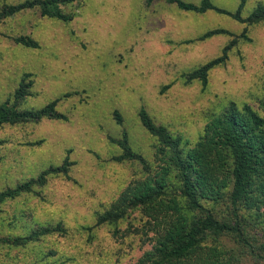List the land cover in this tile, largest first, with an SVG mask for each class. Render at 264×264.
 <instances>
[{
	"label": "rangeland",
	"instance_id": "rangeland-1",
	"mask_svg": "<svg viewBox=\"0 0 264 264\" xmlns=\"http://www.w3.org/2000/svg\"><path fill=\"white\" fill-rule=\"evenodd\" d=\"M19 1L0 0V6ZM144 1L75 0L64 6L72 15L68 21L33 9L0 22V102L28 72L33 86L21 107L38 109L60 98L57 110L69 118L0 127V190L59 164L67 150L73 162L67 176L50 177L38 194L0 205V228L5 233L24 234L40 221H61L67 230L26 248L0 247L16 255L18 264H133L152 250L156 231L167 222V202L157 205L159 221L137 208L116 223L95 225L97 214L141 171L137 163L111 160L119 149L107 136H119L121 129L113 120L114 110L124 116L133 149L149 160L154 140L139 124L140 107L179 135L186 147L203 134L210 116L231 101L262 113L264 23L248 27L250 40L239 41L230 50L226 62L210 71L202 89L197 81L187 82L184 74L217 56L231 37L187 40L217 27L238 34L244 25L225 14ZM212 1L230 11L238 3ZM258 1L264 2L247 0L244 15ZM19 35L31 36L39 46L15 43L11 37ZM38 140L42 142L29 144ZM43 255L46 261L40 262ZM197 258L182 262L194 264Z\"/></svg>",
	"mask_w": 264,
	"mask_h": 264
},
{
	"label": "trees",
	"instance_id": "trees-1",
	"mask_svg": "<svg viewBox=\"0 0 264 264\" xmlns=\"http://www.w3.org/2000/svg\"><path fill=\"white\" fill-rule=\"evenodd\" d=\"M74 1L22 0L5 3L0 6V22L33 9L40 15L68 21L72 15L65 12L64 6ZM155 1L159 0L144 2L150 5ZM162 1L174 4L183 11L225 14L244 25L238 34L217 27L187 40L200 41L218 34L231 37L217 56L184 74L187 82L197 81L202 89L208 85L210 71L226 62L230 50L239 41L250 40L248 27L264 23V2L260 1L246 15L247 0H238L234 11L219 7L212 0ZM11 38L24 47L39 46L38 41L28 35ZM32 86L31 73L26 72L12 94L0 102V127L36 123L42 119H69L57 110L60 98L38 109L22 108V101L31 94ZM169 86L164 85L162 90ZM137 117L142 129L154 140L152 157L149 160L133 149L128 132L123 127L124 116L114 110L113 120L121 129L119 136H107L108 141L119 149L111 160L137 163L141 171L140 176L132 179L119 196L97 214L95 225L116 223L137 208L153 217L154 222L155 219L159 221L157 205L167 202V222L156 231L152 250L146 251L133 264H183L182 261L195 256L198 260L194 264H246L247 261L264 264V103L260 113L247 103L239 106L229 102L221 111L210 116L203 134L189 147L179 135L156 123L145 107L138 109ZM41 142L38 140L29 144ZM72 164L67 150L59 164L49 165L35 176L1 189L0 205L24 194H38L37 189L45 186L50 177L67 176ZM146 223L148 228L152 226L151 219ZM26 231L24 234L5 233L0 228V247L26 248L45 237L67 233L61 221L36 222ZM45 255L40 256V262L45 260ZM15 258L16 255L0 251V264H18Z\"/></svg>",
	"mask_w": 264,
	"mask_h": 264
}]
</instances>
